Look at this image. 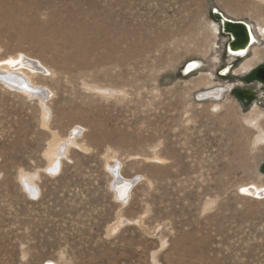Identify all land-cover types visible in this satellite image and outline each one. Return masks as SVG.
I'll return each mask as SVG.
<instances>
[{"label": "rangeland", "instance_id": "374dc122", "mask_svg": "<svg viewBox=\"0 0 264 264\" xmlns=\"http://www.w3.org/2000/svg\"><path fill=\"white\" fill-rule=\"evenodd\" d=\"M214 8L256 30L247 58ZM260 27L258 0H0V63H42L48 92L0 79V264H264V195L244 194L264 190V98L241 95Z\"/></svg>", "mask_w": 264, "mask_h": 264}, {"label": "bare ground", "instance_id": "6f19581e", "mask_svg": "<svg viewBox=\"0 0 264 264\" xmlns=\"http://www.w3.org/2000/svg\"><path fill=\"white\" fill-rule=\"evenodd\" d=\"M258 1L264 2V0H258ZM228 18H231V17L228 16ZM231 19H233V18H231ZM219 23L221 25V22H219ZM216 27H217V33H218V31H219L218 27L219 26L216 25ZM246 28L248 31V39L251 42L250 43L245 42V41H243V37H241L240 41L238 42V44L236 46L231 45L228 47V44H227V55L228 56L244 58L248 55L250 48L252 46L256 45L258 40H257V37L254 34L253 30H252L251 25L246 26ZM259 30L264 35V28L260 27ZM229 37H230V41H231L232 40L231 36H229ZM251 43H253V44H251ZM4 62H6V65H7L5 68H3L4 65L2 63H0V79L1 80L5 81L6 83L11 84V85L16 84V85L22 87L23 89H26L27 91L33 92V94L34 93L40 94L42 97L47 96V93H48L47 89L43 86L34 85L32 83L31 76H30V73L33 74L34 72L39 71V70L41 72L46 71V69L41 68L42 63L36 62L34 60H31V59H24L22 57L21 58L10 57L8 59H5ZM200 65H201L200 62H196V61L191 63V65H189L187 68L188 71L186 72V75L200 69L199 68ZM24 69L25 70L28 69V71L26 72ZM229 70H230V68H227L224 71V74H226V76L228 75ZM45 73H43V74L45 75ZM225 92H226V88L219 86V87H214V88L208 89L205 92H202L199 95V97L204 101H207V100L221 101L224 97ZM80 130H81V128L79 126H76L72 130V133H70V139L77 138V135H79L81 133ZM63 146L64 145H62V144L58 145L57 148H55V151L57 153H59ZM56 154L53 155V153H52V155H51L54 165H56V163L59 162V160H60L59 157H57V155H59V154H57V155ZM57 169H58V166H54L53 173H57ZM113 185H114L113 189H114L115 194L118 196L120 201L125 202L131 196L132 188L135 185V181L133 179L123 178L120 175V172H118V173L115 172ZM24 187L29 193L36 191V187H34L33 182L28 178L25 180ZM244 194H246L252 198H255V199H261V198H263L264 190L261 187L251 185L245 189ZM51 264H55V263L52 262Z\"/></svg>", "mask_w": 264, "mask_h": 264}, {"label": "water", "instance_id": "95a60500", "mask_svg": "<svg viewBox=\"0 0 264 264\" xmlns=\"http://www.w3.org/2000/svg\"><path fill=\"white\" fill-rule=\"evenodd\" d=\"M212 16L214 20H216L217 22H221L222 33L231 36L232 40L229 41L228 47L231 45L236 46L238 42L240 41L241 37H243V41L248 42V43L251 42L248 39V31H247L246 26H249V24L247 22L242 21V20H234V19L228 18V16L224 12L216 8L213 9ZM188 66L186 67V70Z\"/></svg>", "mask_w": 264, "mask_h": 264}, {"label": "flooded vegetation", "instance_id": "af4514ba", "mask_svg": "<svg viewBox=\"0 0 264 264\" xmlns=\"http://www.w3.org/2000/svg\"><path fill=\"white\" fill-rule=\"evenodd\" d=\"M242 21H244V20H242ZM245 22H247L248 24H250L248 21H245ZM218 24H219L218 25L219 26V33H221V28H220L221 25H220V23H218ZM255 32H256V30H255ZM221 35H222V33H221ZM228 38H229L228 41H230V37L229 36H228ZM228 41H227V43L225 45V50H224L225 53H226V55H227V44H228ZM254 46H252L250 48L248 55L246 57H244V58L230 56L232 58V61L233 60L235 61V60H238V59H245V58H247L250 55L251 50L253 49ZM236 58H238V59H236ZM232 70H233V67L229 70L228 75L232 73ZM243 73L244 72H242V74ZM249 73H250V75L252 77V84L255 85V88H254V91L253 90H249V91H246L247 93L246 92H243L241 94L242 97L246 98L247 101L250 102V100L252 98L259 97L261 95L260 92H262V96L264 98V60H260L259 62L255 63L254 66L251 68V70H250ZM238 75H240V74H238ZM223 77H226V75H224ZM257 86H259V87H257Z\"/></svg>", "mask_w": 264, "mask_h": 264}, {"label": "built area", "instance_id": "2783aa9c", "mask_svg": "<svg viewBox=\"0 0 264 264\" xmlns=\"http://www.w3.org/2000/svg\"><path fill=\"white\" fill-rule=\"evenodd\" d=\"M234 20H235V19H234ZM218 23H219V22H218ZM249 25H251V24H249ZM251 27H252V25H251ZM220 28H221V27H220ZM252 28H253V27H252ZM252 30H254V28H253ZM253 32H254V31H253ZM221 33H222V31H221ZM222 35H223V36H226V37H227V41H228V39H229V38H228V35L223 34V33H222ZM226 43H227V42H226ZM228 43H229V41H228ZM191 63H192V62H191ZM191 63H189L188 65H190ZM195 68H196V67H195ZM227 68H230V69H231L232 67H231V66H230V67H226V68L224 67V68L221 69V71L219 72V75H220V76H222V75H223V76L226 75V74H224V71H225ZM186 71H188V70H186ZM191 71H192V70H191ZM223 76H222V77H223Z\"/></svg>", "mask_w": 264, "mask_h": 264}]
</instances>
